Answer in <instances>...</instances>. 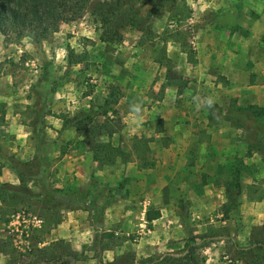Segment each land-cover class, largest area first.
Wrapping results in <instances>:
<instances>
[{"label": "rangeland", "instance_id": "374dc122", "mask_svg": "<svg viewBox=\"0 0 264 264\" xmlns=\"http://www.w3.org/2000/svg\"><path fill=\"white\" fill-rule=\"evenodd\" d=\"M101 1L91 0L79 19L59 23L39 43L0 35V149L19 162L32 158L30 124L46 94L51 115L43 121L50 164L44 178L49 186H84L93 178L99 186L119 184V196L94 219L48 202L38 182H27L28 202L0 204V264H41L66 251L80 255L73 264H104L117 256L121 263L136 264L165 255L170 242L182 248L190 238L199 243L204 264H243L233 246H242L251 228L264 225V150L252 147L256 133L264 139V0H184L188 14L182 20L171 14L168 1L165 11L150 20L152 38L127 27L121 42L112 45L98 41L97 24L88 17ZM148 10L143 7L140 15ZM65 47L85 50L87 69L67 66ZM162 57L170 59L174 73L183 74L179 81L164 85ZM107 84L121 92L106 115L109 141L129 162L98 166L83 136L72 127L59 132L55 117L71 118L89 106L99 114ZM213 105L229 113H212L208 119ZM97 120L103 119L97 115ZM254 120L260 124L256 133ZM132 136L145 140L146 161L152 163L142 182L136 162H130ZM98 140L107 141L104 133ZM172 150L205 152L208 160L204 165L202 157L194 156L173 164L176 158L167 153ZM196 160L201 161L199 182L195 175L192 182L187 177ZM234 170L240 195L226 199L223 187ZM0 183L16 185L18 180L10 168L0 166ZM226 204L232 209L224 219ZM147 208H160L163 215L149 229ZM99 247L103 250L96 258Z\"/></svg>", "mask_w": 264, "mask_h": 264}, {"label": "trees", "instance_id": "16d2710c", "mask_svg": "<svg viewBox=\"0 0 264 264\" xmlns=\"http://www.w3.org/2000/svg\"><path fill=\"white\" fill-rule=\"evenodd\" d=\"M91 0H0V35L4 38H12L20 40L23 37H29L34 43L44 40L49 34L56 30L59 23L71 22L79 19L85 11V7ZM174 7L171 14L176 20L184 19V14H188V9L184 4V0H103L95 3L88 13L90 20L97 24L99 35L98 41L103 44H119L122 40L121 31L125 28H135L141 34L147 33L150 38L154 34L150 31V20L156 17L159 12L165 11L167 3ZM149 6V10L143 16L140 10ZM164 42H162V47ZM183 54L188 62L192 57L184 50L183 44H180ZM163 49V48H162ZM88 55L85 50L75 53L71 48L65 47V60L67 66L83 65L87 69ZM164 61L165 74L164 85L179 81L180 77L173 72V66L168 58L162 57L159 62ZM48 73H45L44 78ZM52 85V82H51ZM163 88V86H161ZM106 95L102 103L98 106V113L93 112V108L89 106L87 111L79 112L77 115L68 118L58 115L55 118L60 120V131L72 127L76 134L82 135V142L87 146L91 153L92 160L99 165H112L116 160L121 163L129 162L127 154L120 149L118 145H113L109 140L112 132L105 126L107 121V111L110 106L115 104L121 97L119 88L113 84L106 85ZM36 109L37 116L31 121L30 128L32 133V143L34 153L32 158L26 162H19L13 157L5 156L0 149V166L10 168L16 175L18 183L16 185L10 183H0V204L11 202L14 205L23 204L32 197V192L27 186V182L36 181L42 187L44 193L49 196L48 202L62 205L73 210H81L87 212L91 218L100 219L105 208L118 197L120 185L115 187L99 186L93 178L84 186H76L75 184H65L60 188L52 189L44 178V171L49 166L48 149L49 142L46 141L44 131L45 116H50L48 107V99L46 94ZM208 113V119H211L212 113L216 116L229 113L224 112L218 106L213 105ZM254 114L253 112H251ZM1 115V114H0ZM97 115L102 117L99 123ZM1 119V118H0ZM252 131L256 133L260 124L254 120ZM104 133L107 141L100 139ZM256 141L252 147L257 151L264 150V139L256 133ZM130 151L136 162L134 170L138 175V180L143 181L147 169L152 163L146 161V154L149 152L146 142L141 137L132 136L130 138ZM260 139V141H259ZM61 153H59L60 155ZM264 158V154L261 155ZM237 172L232 171L229 180L224 184L223 193L225 198L229 199V195L234 193L236 197L240 195V184L238 182ZM97 200H102L101 204H96ZM232 208H228L227 204L223 205L224 219ZM237 215V210L233 208ZM178 218L183 219L177 215ZM160 213L158 210L148 208L144 213L146 227L149 229L151 222L158 219ZM199 238L204 239V236ZM201 241L200 239H198ZM99 239L95 244H99ZM198 242L194 238H190L184 242L182 249L175 253H166L165 255L148 256L141 258L136 264H204L203 258L197 252ZM102 247L98 248L96 258H99ZM234 254L238 261L243 264H264V225L255 226L250 229L247 241L242 246H233ZM80 255L65 252L52 257L47 262L41 264H73L78 260ZM124 258H129L124 256ZM97 264H102L99 260ZM104 264H125L121 263L117 256L111 262Z\"/></svg>", "mask_w": 264, "mask_h": 264}, {"label": "crops", "instance_id": "0c3cea01", "mask_svg": "<svg viewBox=\"0 0 264 264\" xmlns=\"http://www.w3.org/2000/svg\"><path fill=\"white\" fill-rule=\"evenodd\" d=\"M175 57V53L173 52V54L171 53L170 54V59L171 58H174ZM175 74L177 75V76H181V75H183V74H179L178 72H175ZM180 79H181V77H180ZM169 152H171L172 153V157H174V158H176V159H174L173 160V164L176 162H178V158H190V157H196V156H198L199 158L200 157H202V162H203V164L205 165L206 164V160H208V156H207V154H205V152L204 153H202V154H193L194 152H189V151H187V150H182V151H178V150H172V151H167V153H169ZM205 157H206V159H205ZM186 161V160H185ZM184 161V162H185ZM201 165V161H199V162H197V160L194 162V164L192 165L193 167H194V171H191L190 173H189V176L187 177L188 178V180L189 181H192V175H195V179H194V181H197V182H199V179L196 177V174H197V172H198V166H200ZM131 167H132V164L130 165V169H131ZM181 179H182V177H181ZM144 181V180H143ZM193 182V181H192ZM158 188H160V187H158ZM253 205H254V203H253ZM148 209V208H147ZM146 209V210H147ZM157 210L159 211V213H160V217L158 218V219H156V220H154V221H152L153 223H157L158 221H161V218L163 217V215H162V210L159 208H157ZM174 218V217H173ZM173 218H172V220H173ZM151 222V223H152ZM179 244H180V242H178V241H173V242H170L169 244H168V247H169V249L167 250V253H174V252H179L182 248H181V246H179Z\"/></svg>", "mask_w": 264, "mask_h": 264}]
</instances>
